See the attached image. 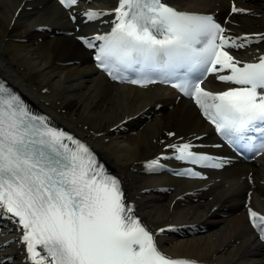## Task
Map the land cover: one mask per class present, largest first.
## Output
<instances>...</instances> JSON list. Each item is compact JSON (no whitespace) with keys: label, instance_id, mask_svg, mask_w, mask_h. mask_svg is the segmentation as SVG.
I'll use <instances>...</instances> for the list:
<instances>
[{"label":"bare ground","instance_id":"6f19581e","mask_svg":"<svg viewBox=\"0 0 264 264\" xmlns=\"http://www.w3.org/2000/svg\"><path fill=\"white\" fill-rule=\"evenodd\" d=\"M165 1L212 16L227 37L244 44L226 48L239 66L264 55V0ZM117 5L78 0L68 9L57 0H0V77L106 164L164 255L202 264H264V243L247 214L252 207L264 215V153L252 163L229 162L188 100L156 84H116L97 70L91 60L95 42L85 48L78 37L112 31ZM233 5L245 11L233 13ZM88 10L106 14L90 21ZM213 76L205 82L213 90L233 86ZM184 143L193 152L219 155L225 165L203 179L149 168L153 160L173 166L177 153L169 145ZM254 195L263 197L257 202ZM2 220L0 264H33L17 223ZM169 230L183 233L171 237Z\"/></svg>","mask_w":264,"mask_h":264},{"label":"snow or ice","instance_id":"6c2138e0","mask_svg":"<svg viewBox=\"0 0 264 264\" xmlns=\"http://www.w3.org/2000/svg\"><path fill=\"white\" fill-rule=\"evenodd\" d=\"M78 0H60L68 9ZM231 11L241 12L233 5ZM116 23L95 59L114 80L155 82L158 73L194 98L216 131L232 143L246 141L249 130L264 129V57L256 63L235 60L227 47L237 45L210 15L180 12L162 0H118ZM105 12L88 10V20ZM89 48L92 40L78 37ZM264 39V36L260 37ZM247 41V37H245ZM219 66V67H217ZM230 70L221 81L234 87L212 93L201 87L205 72ZM133 70L141 78L122 73ZM169 135H172L169 133ZM176 159L220 168L193 145H169ZM153 160L149 168L160 167ZM185 174L199 176L189 170ZM16 220L33 264H197L174 259L157 247L154 235L126 203L121 181L110 175L90 149L33 114L18 95L0 83V217ZM264 240V215L249 208ZM163 231V230H161Z\"/></svg>","mask_w":264,"mask_h":264},{"label":"rangeland","instance_id":"374dc122","mask_svg":"<svg viewBox=\"0 0 264 264\" xmlns=\"http://www.w3.org/2000/svg\"><path fill=\"white\" fill-rule=\"evenodd\" d=\"M21 71H25V69H23V70H21ZM260 196L263 197V195H260ZM255 197H256V196H255ZM262 197H258V196H257V197H256V198H257L256 200L259 201V198H262Z\"/></svg>","mask_w":264,"mask_h":264}]
</instances>
